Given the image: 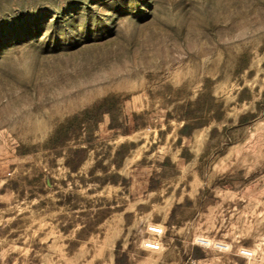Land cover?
<instances>
[{
    "label": "rangeland",
    "instance_id": "rangeland-1",
    "mask_svg": "<svg viewBox=\"0 0 264 264\" xmlns=\"http://www.w3.org/2000/svg\"><path fill=\"white\" fill-rule=\"evenodd\" d=\"M0 264H264V0H0Z\"/></svg>",
    "mask_w": 264,
    "mask_h": 264
},
{
    "label": "built area",
    "instance_id": "built-area-1",
    "mask_svg": "<svg viewBox=\"0 0 264 264\" xmlns=\"http://www.w3.org/2000/svg\"><path fill=\"white\" fill-rule=\"evenodd\" d=\"M148 231L153 235H161L162 234V228L157 225H149ZM200 242H206L205 239H200ZM144 247L149 250H159L161 248V241L158 238H152L148 237L143 242Z\"/></svg>",
    "mask_w": 264,
    "mask_h": 264
},
{
    "label": "trees",
    "instance_id": "trees-1",
    "mask_svg": "<svg viewBox=\"0 0 264 264\" xmlns=\"http://www.w3.org/2000/svg\"><path fill=\"white\" fill-rule=\"evenodd\" d=\"M109 98H103V100L102 101H100V102H98L96 105H94L92 108H94V109H103V110H105L104 108H102V106H103V104L108 100ZM183 128L185 129V128H187V125H183Z\"/></svg>",
    "mask_w": 264,
    "mask_h": 264
}]
</instances>
